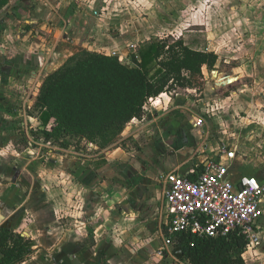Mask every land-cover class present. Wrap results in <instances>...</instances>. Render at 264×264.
I'll list each match as a JSON object with an SVG mask.
<instances>
[{
    "label": "crops",
    "instance_id": "crops-1",
    "mask_svg": "<svg viewBox=\"0 0 264 264\" xmlns=\"http://www.w3.org/2000/svg\"><path fill=\"white\" fill-rule=\"evenodd\" d=\"M149 15V18L152 15L159 17V24L155 22L152 27L148 26L146 20L149 21ZM161 34L182 37L193 49L213 51L218 55L212 69L204 68L207 82L213 78L208 72L217 74L216 79L211 80L213 88H217V80L221 83L231 77L236 81L230 85V89L239 84L243 87L241 91L245 92L250 87L264 86V0H9L0 8V96H6L4 90L14 91L16 77L23 78L31 73V78H37L35 74L41 73L40 65H45L43 68L52 69L54 73L86 52L107 55L116 52L125 60L134 52L140 59L139 48ZM10 36L14 38L11 37L13 42ZM203 91L198 93L195 89L178 88L148 102L151 103L150 109L158 116L147 121L143 127L155 129L154 142L164 145L171 141L173 146L178 145L173 150L169 149L164 163L165 172L199 173L197 168L201 160L193 163L198 156L188 151L186 141L178 143L183 138L180 134L185 135L183 115L176 118L179 124L171 122L170 116L180 113L181 107L197 111L196 104L189 99H180V96H197ZM233 93L238 94V91L234 90ZM259 99L262 103V98ZM149 118L150 115L145 113L142 120ZM135 121L139 119L128 124ZM194 122L192 118L187 124L202 131L203 127L195 126ZM175 126L179 131L178 141L169 137L170 130ZM129 136L130 133H124L120 141ZM210 144H202L198 152L204 153L209 148L212 153ZM82 145L89 150L97 148L93 142H82ZM122 151L118 150L120 158H106L105 163H100L102 158L94 163L95 166L90 164L88 156L86 159L72 156L73 160H65L67 162L63 169H66V173L63 175L55 170L43 183L39 179L42 175L37 176L40 183L34 185L32 192L35 195L47 193L51 201L57 204L62 195L65 204L70 203L77 210L79 204L81 212L79 220H76L79 224H75V231L69 227L71 223L66 211L68 226L60 223L35 226V232L25 228L30 234L22 231L23 235L25 233L30 237L37 233L40 240L34 243L30 258L21 264H170L166 260L170 258L158 253L168 218L164 195L165 173H155L159 166L158 157L150 155L148 151L142 155L148 162L147 167L141 163V158L131 157L129 151ZM211 153L203 165L208 159L216 157ZM187 155L190 156L187 158ZM54 162H58L57 157ZM150 165L156 167L155 171ZM106 171H109V175L104 178ZM17 173L19 176L13 182L18 188L26 189L22 183L36 180L35 174ZM231 173L235 180L239 175L248 174L247 171L236 176ZM60 174L62 179L57 177ZM254 176L264 182V177L261 178L258 173ZM25 192L30 193L29 190ZM70 197L72 200L67 203ZM137 201L142 204L143 216L150 217L145 231L138 238L135 217L141 215V210L137 211ZM127 204L129 208H126ZM51 207L42 219L47 216L48 221L53 219V223H57ZM262 208L260 225L264 237V199ZM2 209L7 210L6 207ZM17 211L9 221L12 228L19 231L15 226H19L18 220L26 212ZM8 212L10 216L12 211ZM260 252H264V240L258 249L246 250L245 254H250L255 261ZM171 260L175 261L173 264H188L177 258Z\"/></svg>",
    "mask_w": 264,
    "mask_h": 264
},
{
    "label": "rangeland",
    "instance_id": "rangeland-1",
    "mask_svg": "<svg viewBox=\"0 0 264 264\" xmlns=\"http://www.w3.org/2000/svg\"><path fill=\"white\" fill-rule=\"evenodd\" d=\"M149 17L150 15L148 18ZM146 21V24L152 27L155 25V22L159 24V17L152 15V18ZM166 36V34H161L159 38ZM11 37L12 36L9 38L13 42L14 38L12 37L13 39H11ZM131 55L132 54H129L127 60L124 58V62L132 63ZM43 66L45 67V65L39 66L41 73L35 74L37 78L36 76L35 78H31V73L28 76L25 74L23 78H21V76L16 77L14 79V91L13 89L4 90L6 96H0V226L6 221H9L14 216L17 209L18 213L24 210L26 212L25 216L18 220L20 224H18L19 226L16 225L15 228H18L19 232L25 231L28 235L30 233L25 229L27 227L29 230L35 232L37 230L35 226L45 227L47 225H58L59 223L62 226H65V224L66 226L70 225L66 223V211H68V218L71 223L69 227L73 228L75 231V224H79L76 220L77 218L79 220L78 216L81 212L79 204L78 210L76 207L70 205L69 201L72 200L71 197L67 199V203L69 204L66 205L65 198H63L62 195L59 197L58 204L53 203V201H51V196H48L47 193L35 195V193L32 192L33 187L40 183L37 176L40 177V175H42V178L40 177L39 179L41 183H43L45 180H49L51 172L55 170L57 173L62 172V175L66 173V169H63L64 164L67 162H65L66 159L73 160L74 157L76 159H78V157L86 159V156H88L91 165L98 160L100 161L102 158L104 159L100 163H105L106 158L107 160L108 158L111 160L116 156L120 158L121 156L117 155L120 154L118 150L129 151L131 157L141 158V163L144 166L146 164V167L148 166V162L145 161L146 158H143L142 155H146V151H148L150 155L158 157L157 161L159 163L157 168L152 165H150V167L154 171L156 168L155 173L164 174L166 173L164 170V163L166 162L165 158H167L169 154V149L173 150V148L175 149L178 147L177 144L173 146L171 141H168V143L164 145L154 142L152 137L155 135L154 133H156L155 129L143 127L147 121L153 120L158 116V114H155L150 109L149 106L151 103H147L148 110L145 112L150 115L148 120L143 121L139 119V121L127 124L119 134L113 136V141L106 147L98 146L97 144V148L89 150L84 148L86 144L83 146L81 142L87 143L90 141L80 139L77 140V144H73L66 149L60 147L55 138L46 140L44 131L50 129L52 124L43 126L39 120V96L44 88L46 80H48V77L52 73V69L43 68ZM215 74L214 72H208V75H213V78H209L205 90L201 95H190L189 97L180 96V99H189L190 102L196 104L198 107L197 111H193L191 108L181 107L179 109L181 114L175 113L170 116L171 122L177 124L179 123L176 122L178 121L176 118H180V115H183V119H185V121H183L186 123L185 135L180 134L183 138H180L178 143L187 142L189 147L188 151H192L198 156L193 163H197L201 160L199 166L203 164V161L206 160L209 153H211L209 148H206L204 153L198 152L202 144L210 142V147L213 149L211 154L215 155L217 152L216 146L220 143H227L230 147H235L237 149L236 157L231 167L233 175L236 176L247 171L248 174L251 173L250 175L258 173L262 178L264 177V86L257 85V87H250L251 89L246 88L248 90L243 92L241 91L243 87L239 84L230 89V85L235 83L236 80L224 85L217 80V88H213L214 84L211 80L216 79L217 74L216 76ZM234 90L238 91V94H234ZM22 97L23 99H21ZM260 97L263 100L262 103L260 101L261 99H259ZM197 117H202L205 121V125L201 128L202 131H200V128L196 130L194 127L187 124L191 122L192 118L196 119ZM183 119H181V121ZM126 132L130 133L129 138L120 141L123 138V134ZM178 132L175 126V128L170 130L169 137H172V139L174 138V141H178ZM193 147H195V149H193ZM74 152H76V154H74ZM188 156L190 155L186 157L188 158ZM56 157L58 160L57 163L54 162ZM60 160L62 162H59ZM52 163H54V165H52ZM17 171H20V175L22 172H25V175H27L28 172L32 175L35 174V182L29 183L26 181L22 183L26 186V189L16 187L13 180H16L14 178ZM108 172L109 171H106L103 174L104 178L108 177ZM61 174L57 176L59 179H62ZM25 190H29L30 193L27 194ZM49 204L52 205L51 210L53 211V215L56 216L57 223H53V219L48 221L47 216L45 219H42V216L48 213L50 208ZM137 204V211L138 209L141 210L140 216H134L136 219L135 229L138 238L139 235L145 231L150 217H144L142 204L140 201H137ZM80 205H82L81 202ZM3 207L9 208V210H4L2 209ZM131 207L135 210L134 206ZM126 208H129L128 204ZM10 210L12 214L9 216L10 212L8 211ZM55 212L56 215L54 214ZM132 214L133 213H131V215ZM122 220L124 221V219ZM15 221L17 223V219ZM127 224L128 223H126V225ZM121 225L124 226V224ZM25 233L24 236L29 237ZM33 235H35V237ZM33 235L31 236L34 238L31 236L29 238H31L34 243L37 242L36 240H40L38 238L40 234L37 235V233H34ZM123 235L124 232L121 234V237H123ZM132 235L134 236V234ZM261 240H264L262 234ZM245 252L241 259L243 262H238L239 260L234 259L231 263L253 264L254 259L249 256L250 254H245ZM166 260L170 264L175 263V261L171 259Z\"/></svg>",
    "mask_w": 264,
    "mask_h": 264
},
{
    "label": "trees",
    "instance_id": "trees-1",
    "mask_svg": "<svg viewBox=\"0 0 264 264\" xmlns=\"http://www.w3.org/2000/svg\"><path fill=\"white\" fill-rule=\"evenodd\" d=\"M8 2L0 0V8ZM138 53L140 59L132 53L128 63L119 55L86 52L50 74L39 96V120L52 124L45 139L55 138L62 148L80 139L106 147L129 122L143 118L151 99L178 88L203 91L204 68L212 69L218 60L215 52L193 49L171 35L147 41ZM187 175L195 179L198 172ZM172 242L188 264H232L243 262L248 241L238 232L208 237L182 231L172 235ZM33 246L31 238L0 226V264L27 261Z\"/></svg>",
    "mask_w": 264,
    "mask_h": 264
},
{
    "label": "built area",
    "instance_id": "built-area-1",
    "mask_svg": "<svg viewBox=\"0 0 264 264\" xmlns=\"http://www.w3.org/2000/svg\"><path fill=\"white\" fill-rule=\"evenodd\" d=\"M194 124L203 127L205 121L197 117ZM216 150V157L207 160L204 170L195 179L175 170L165 173L168 218L163 228L160 256L176 259L172 235L182 231L208 237L238 232L247 238L246 250L260 247L264 182L250 174L233 179L231 167L237 149L220 143ZM254 264H264V252L258 253Z\"/></svg>",
    "mask_w": 264,
    "mask_h": 264
},
{
    "label": "water",
    "instance_id": "water-1",
    "mask_svg": "<svg viewBox=\"0 0 264 264\" xmlns=\"http://www.w3.org/2000/svg\"><path fill=\"white\" fill-rule=\"evenodd\" d=\"M235 80V78L231 77V78H227L225 79L224 81L221 82V84H229V83H232L233 81ZM2 227H12V222L11 221H6L5 223H3L1 225ZM174 256L177 258V259H180L184 256V252L182 250L181 247H176L174 249Z\"/></svg>",
    "mask_w": 264,
    "mask_h": 264
},
{
    "label": "flooded vegetation",
    "instance_id": "flooded-vegetation-1",
    "mask_svg": "<svg viewBox=\"0 0 264 264\" xmlns=\"http://www.w3.org/2000/svg\"><path fill=\"white\" fill-rule=\"evenodd\" d=\"M18 175V173H16V175H15V177ZM7 208V207H6ZM7 209H9V208H7ZM10 228V227H9Z\"/></svg>",
    "mask_w": 264,
    "mask_h": 264
}]
</instances>
